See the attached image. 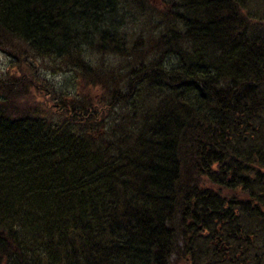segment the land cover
Listing matches in <instances>:
<instances>
[{
    "label": "trees",
    "instance_id": "trees-1",
    "mask_svg": "<svg viewBox=\"0 0 264 264\" xmlns=\"http://www.w3.org/2000/svg\"><path fill=\"white\" fill-rule=\"evenodd\" d=\"M132 1L0 0V43L86 78L89 49L127 55ZM177 2L63 121L0 80V264H264V27L248 0Z\"/></svg>",
    "mask_w": 264,
    "mask_h": 264
},
{
    "label": "rangeland",
    "instance_id": "rangeland-1",
    "mask_svg": "<svg viewBox=\"0 0 264 264\" xmlns=\"http://www.w3.org/2000/svg\"><path fill=\"white\" fill-rule=\"evenodd\" d=\"M133 1L135 5L134 7L131 6L125 25L127 27L125 33H128L125 41L129 40V43L125 42L127 55L121 57L112 53L114 51H100L98 48L89 49L86 56L90 59L91 70L86 78L81 75L78 67H71L65 59L57 56L42 57L27 53L24 47L18 46L21 45L17 42L18 39L13 38V40L0 43V80L5 81L10 78L15 80L14 92L11 95L12 101L5 102L6 106L12 108L13 112L19 111L16 114H25L27 113L25 110L18 109L22 108L24 99L28 103L25 104L29 108V113H40L51 117V120L57 122L63 121L66 115V113H63V115L61 113L63 111L58 109V105L61 103L58 101L59 97L61 100L63 98L66 102H69L84 99V97L91 99L92 97L105 96V91L102 88L91 87L89 83L92 80L95 82L113 75L118 71V68L124 67L129 61L139 60L142 54L135 47H138L140 42L145 43L142 38H149V47L150 41L153 40L150 37L165 31L168 24L171 23V21L165 22L160 18L161 15L163 16L162 11H165L161 7L179 0H141L139 6L136 4L138 0ZM152 6L158 7L160 14H149ZM248 9L252 11L253 16L257 17L255 18V25L264 27V0H248ZM134 40H137L135 44ZM13 43H15V47H13ZM132 46L133 49H131ZM11 53L16 55V58H13ZM147 54L148 58L152 57L151 53L148 52ZM5 73L9 76H5ZM110 102L108 99V103ZM108 103H105L102 107H97L99 119ZM108 118L109 116L104 118L105 123H108L106 122Z\"/></svg>",
    "mask_w": 264,
    "mask_h": 264
}]
</instances>
